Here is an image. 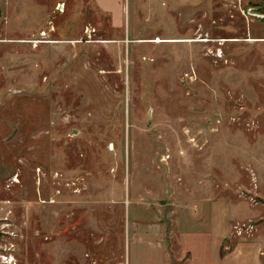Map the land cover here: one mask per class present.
<instances>
[{
    "label": "rangeland",
    "instance_id": "1",
    "mask_svg": "<svg viewBox=\"0 0 264 264\" xmlns=\"http://www.w3.org/2000/svg\"><path fill=\"white\" fill-rule=\"evenodd\" d=\"M107 1L0 0V264H264V0Z\"/></svg>",
    "mask_w": 264,
    "mask_h": 264
},
{
    "label": "crops",
    "instance_id": "2",
    "mask_svg": "<svg viewBox=\"0 0 264 264\" xmlns=\"http://www.w3.org/2000/svg\"><path fill=\"white\" fill-rule=\"evenodd\" d=\"M119 1V0H118ZM98 2L100 3V5L104 8V9H106L107 11L109 10H111V11H114L112 8H110V6L108 5V1L107 0H98ZM184 234V241H185V245L187 246V250H188V252H190L191 253V259H190V262H189V264H204L199 258H195L196 257V254H192L193 252L191 251L192 249H193V247L189 244V242L187 241V237H186V235H185V232L183 233ZM229 236V233L227 232V230H225V231H223L221 234H220V238H219V240H220V244H222V248H223V246H224V240L227 238ZM221 248V249H222ZM264 253V251H262L261 252V254H263ZM222 255V254H221ZM227 256H221V258H220V260H224L225 258H226ZM243 264V263H242ZM245 264V263H244Z\"/></svg>",
    "mask_w": 264,
    "mask_h": 264
},
{
    "label": "water",
    "instance_id": "3",
    "mask_svg": "<svg viewBox=\"0 0 264 264\" xmlns=\"http://www.w3.org/2000/svg\"><path fill=\"white\" fill-rule=\"evenodd\" d=\"M260 18L264 19V14H257Z\"/></svg>",
    "mask_w": 264,
    "mask_h": 264
},
{
    "label": "bare ground",
    "instance_id": "4",
    "mask_svg": "<svg viewBox=\"0 0 264 264\" xmlns=\"http://www.w3.org/2000/svg\"><path fill=\"white\" fill-rule=\"evenodd\" d=\"M161 41H162V39H161V38H158V39H157V42H161Z\"/></svg>",
    "mask_w": 264,
    "mask_h": 264
}]
</instances>
